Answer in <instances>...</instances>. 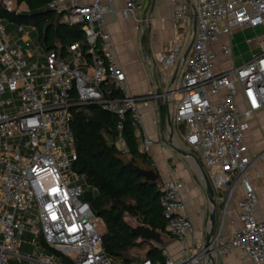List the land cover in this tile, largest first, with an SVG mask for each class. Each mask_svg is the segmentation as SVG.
I'll list each match as a JSON object with an SVG mask.
<instances>
[{"label":"built area","instance_id":"1","mask_svg":"<svg viewBox=\"0 0 264 264\" xmlns=\"http://www.w3.org/2000/svg\"><path fill=\"white\" fill-rule=\"evenodd\" d=\"M171 2L176 5L172 20L188 26L193 16L196 20L194 40L176 75V91L172 87L168 94L180 95L171 121L183 126L186 144L201 154L214 195L223 194L211 254L238 250L251 264H264V219L255 218L258 202L251 186L264 151L249 156L243 136L248 121L264 107V0H190L189 6ZM0 4L8 12H26L16 0ZM125 5L124 19L142 11L139 0ZM47 7L61 23L80 26L83 33V40L72 43L63 56L54 50L42 52L32 37L33 26L15 25L20 37L14 39L0 20V264H7L9 257L28 264H113L102 247L101 222L83 199L84 177L71 168L76 158L71 110L73 105L101 106L119 120L130 112L138 126L137 103L146 98L130 96L126 89L105 30L110 5L48 0ZM246 27L261 29L258 54L231 70L215 71L210 46L231 28ZM221 53L230 52L223 46ZM181 56L178 46L170 45L155 63L170 67ZM112 89L122 97L107 99ZM237 95L242 110L234 101ZM140 138L139 150L147 154L153 142ZM189 189L176 179L160 185L166 232L179 245V259L162 250L164 262L127 264H206L205 242L193 238V223L182 200ZM239 190L237 218L232 220L229 207ZM227 224L233 228L228 236ZM25 234L33 237L26 244L35 248L38 240L45 254L31 259L17 253Z\"/></svg>","mask_w":264,"mask_h":264},{"label":"crops","instance_id":"2","mask_svg":"<svg viewBox=\"0 0 264 264\" xmlns=\"http://www.w3.org/2000/svg\"><path fill=\"white\" fill-rule=\"evenodd\" d=\"M81 4L91 3L93 0H78ZM102 4L111 7V13L104 17L105 30L112 41L117 63L125 77V85L130 96L146 98L138 101V126L136 137L150 138L153 142L149 149V162L158 175L157 183L161 185L171 179L181 181L190 187L189 191L182 194V200L186 205V211L193 223V238L205 242V235L210 226L209 216L211 213L208 204L207 192L203 186L201 176L192 159L181 156L174 152L168 145L170 128L167 118L173 111V105L180 99L176 92L167 95L168 85L176 73L178 63L170 67H161L155 63V59L166 47L176 44L182 53L189 40L192 23L184 24L172 20V12L175 4L171 0H139L142 11L135 14L134 18L124 19L121 11L126 7L127 0H98ZM177 3H185L189 6L190 0H175ZM223 1V0H221ZM143 19L141 23L138 20ZM224 24L220 23V27ZM261 32L260 28H231L227 36L219 35L217 40L210 46L213 54L214 69L217 72L224 71V64H230L235 58H228L221 53L223 46L240 34L247 36L246 44L251 45L250 40H255ZM256 36V37H255ZM249 47V53L242 58V63L258 54V42ZM238 61L239 58L236 57ZM241 63V64H242ZM240 64V65H241ZM239 66V65H237ZM235 66V67H237ZM234 68V67H233ZM176 81L173 90L176 91ZM151 94V95H149ZM240 110L244 108L241 95L234 99ZM264 107L256 112L248 121V129L244 132V141L249 156H254L264 151ZM184 132L180 126L173 124V138L177 146L183 151L192 154L201 163V154L188 147L183 137ZM183 140L180 143V140ZM258 177L251 179L258 205L255 208V218L264 219V159L255 166ZM237 191L229 207V218H237V200L240 196ZM223 194H215V230L220 224L221 209L223 207ZM240 227V223H236ZM233 228L227 224L225 235H230ZM213 233V235H214ZM165 244L164 250L170 248L173 257H178V243L170 236L162 238ZM166 251V250H165ZM212 264H251V262L238 250H231L224 255L215 254Z\"/></svg>","mask_w":264,"mask_h":264},{"label":"trees","instance_id":"3","mask_svg":"<svg viewBox=\"0 0 264 264\" xmlns=\"http://www.w3.org/2000/svg\"><path fill=\"white\" fill-rule=\"evenodd\" d=\"M48 0H16L26 12H8L0 4V20L13 25L33 26L34 39L42 52L54 50L63 56L68 47L83 40L80 26L61 23L47 7ZM83 50L86 49L82 45ZM118 89H112L107 99L121 98ZM71 132L75 160L72 170L84 177L83 199L94 216L103 223L102 247L108 257L121 258L123 264L149 260L164 262L165 244L141 241L134 237L127 219L168 237L163 210L159 203L161 191L156 181L146 182L127 167L132 163L154 171L148 155L139 150L137 124L130 112L121 120L104 111L101 106H75L71 110ZM121 124V129L118 128ZM183 131V126H180ZM122 144V148L118 147ZM143 257L135 251H142Z\"/></svg>","mask_w":264,"mask_h":264},{"label":"water","instance_id":"4","mask_svg":"<svg viewBox=\"0 0 264 264\" xmlns=\"http://www.w3.org/2000/svg\"><path fill=\"white\" fill-rule=\"evenodd\" d=\"M192 20H193V22H192L191 31L189 34V40L187 42L185 49L182 52V56H181L180 61L177 65V68H176V73L168 85L169 88H168L167 94L172 89V86L176 80L177 72L179 71L184 60L186 59V57L188 55V51H189V49L192 45V42L194 40V34H195V29H196V20H195L194 16L192 17ZM167 121H168V125L170 128V134L168 137L169 138L168 139L169 147L174 152H176L177 154H180L181 156H185L187 158H190L194 161L196 169L198 170V172L201 176L203 186L205 187L206 192H207L208 204H210L211 213L209 216V220H210L209 230H208L207 234L205 235V248H206L205 254H207L206 255V264H212L213 255L211 253L213 251V249H212V245H213V241H214L213 233H214L215 225H216V220H215L216 203H215V195H214L213 187H211V183H210V180L207 176L206 170H204L201 163L192 154H189L188 152H186L184 150L182 151L180 149V147L177 146L175 138H173V122L171 121L170 117L167 118ZM127 167L129 168V170L131 172H134L138 177L143 178L146 182L158 180L157 173L152 171V170L145 171V170L135 166L132 163L128 164ZM130 232L134 237L135 236L138 237L141 241H146V242H151V243L154 242L158 245H161L163 243V240H162V238L158 232H156L154 229H149L143 225H137V226H135V228H131Z\"/></svg>","mask_w":264,"mask_h":264},{"label":"rangeland","instance_id":"5","mask_svg":"<svg viewBox=\"0 0 264 264\" xmlns=\"http://www.w3.org/2000/svg\"><path fill=\"white\" fill-rule=\"evenodd\" d=\"M2 25H4L6 27V34H9L11 37H13L14 39H17L20 37V34L16 31V26L15 25H11L5 21L2 22ZM34 35L32 34V37ZM256 37V36H255ZM246 38L247 36H244L242 34H240L239 36H237L236 38H233L232 41L230 40V42H228V44H226L225 46L228 48V51L230 52L229 55L227 56L228 58H235L234 61L230 62V64H224L222 67L223 69H226V71L231 70V68L240 65L243 61L242 58L246 57L247 54L249 53L250 48L249 47H253L254 43L253 42H258V47H260V41L259 39H255V40H250L251 41V45L246 44ZM236 57L239 58V60H236ZM176 106L173 105V112L175 111ZM177 126V124H175V127ZM263 135V139H264V132H262ZM183 140H180V143H182ZM118 147L122 148V144L118 143ZM127 223H129V226L131 228H135V226H137V223L135 221H131L129 219H127ZM103 231V223H101L99 225V232L102 233ZM33 240V237L27 236L26 234L22 237V241L24 242L22 244V246H20L17 250V253H19L21 256H28L31 259H35V257L38 255V253L42 252L45 254V250L42 247L41 243L36 240L37 242V247H33L30 245H27L26 241H31ZM166 252L168 255L171 256V258L175 261H177L180 257V255L178 254L180 248H177V255L178 257H173L170 253V248L166 247ZM135 253L140 256L141 258L143 257V250L142 251H135ZM113 260V264H123V261L121 258L117 259V258H112ZM7 264H28V261L24 260V259H17L14 257H9L8 258V263Z\"/></svg>","mask_w":264,"mask_h":264}]
</instances>
